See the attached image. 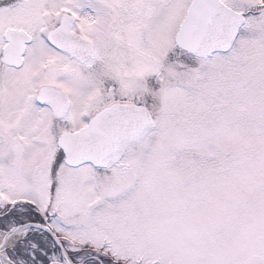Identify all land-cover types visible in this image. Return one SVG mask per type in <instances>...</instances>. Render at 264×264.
Masks as SVG:
<instances>
[{
	"label": "snow or ice",
	"instance_id": "6c2138e0",
	"mask_svg": "<svg viewBox=\"0 0 264 264\" xmlns=\"http://www.w3.org/2000/svg\"><path fill=\"white\" fill-rule=\"evenodd\" d=\"M0 264H264V0H0Z\"/></svg>",
	"mask_w": 264,
	"mask_h": 264
}]
</instances>
